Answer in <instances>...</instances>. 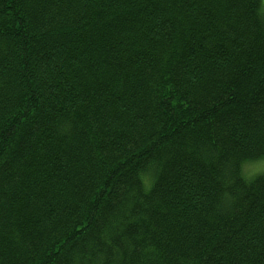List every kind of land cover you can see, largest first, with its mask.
<instances>
[{
	"label": "trees",
	"instance_id": "obj_1",
	"mask_svg": "<svg viewBox=\"0 0 264 264\" xmlns=\"http://www.w3.org/2000/svg\"><path fill=\"white\" fill-rule=\"evenodd\" d=\"M259 161L263 0H0V264H264Z\"/></svg>",
	"mask_w": 264,
	"mask_h": 264
},
{
	"label": "clouds",
	"instance_id": "obj_2",
	"mask_svg": "<svg viewBox=\"0 0 264 264\" xmlns=\"http://www.w3.org/2000/svg\"><path fill=\"white\" fill-rule=\"evenodd\" d=\"M264 172V161H259L251 165L250 170L245 173L246 179H251L255 174Z\"/></svg>",
	"mask_w": 264,
	"mask_h": 264
},
{
	"label": "rangeland",
	"instance_id": "obj_3",
	"mask_svg": "<svg viewBox=\"0 0 264 264\" xmlns=\"http://www.w3.org/2000/svg\"><path fill=\"white\" fill-rule=\"evenodd\" d=\"M263 6H264V0H263ZM251 165H253V164H248V165H246V166L244 167L243 171H244L245 173H246L247 171H249ZM261 173H263V172L257 173V174L254 175V176H257V175H259V174H261Z\"/></svg>",
	"mask_w": 264,
	"mask_h": 264
}]
</instances>
